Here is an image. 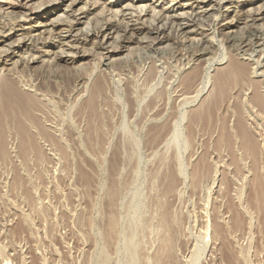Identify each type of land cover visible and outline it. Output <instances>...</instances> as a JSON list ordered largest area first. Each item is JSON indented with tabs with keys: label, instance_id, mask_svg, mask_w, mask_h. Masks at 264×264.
Segmentation results:
<instances>
[{
	"label": "rangeland",
	"instance_id": "rangeland-1",
	"mask_svg": "<svg viewBox=\"0 0 264 264\" xmlns=\"http://www.w3.org/2000/svg\"><path fill=\"white\" fill-rule=\"evenodd\" d=\"M231 58L263 101L264 0H0V83L12 71L55 141L4 133L0 264H264V109L231 82L188 128Z\"/></svg>",
	"mask_w": 264,
	"mask_h": 264
},
{
	"label": "bare ground",
	"instance_id": "bare-ground-1",
	"mask_svg": "<svg viewBox=\"0 0 264 264\" xmlns=\"http://www.w3.org/2000/svg\"><path fill=\"white\" fill-rule=\"evenodd\" d=\"M141 9L142 8H140V10ZM251 17H252V21H254L256 19V17H254V16H251ZM138 19L141 20V17L140 18L138 17ZM172 21H174V23L177 26H179V29L182 32H185L186 30L188 31L190 29L191 23L194 21V19L188 21V19H184V18H182V19H175L174 18ZM115 24L116 23H112L109 20L104 22V24L101 25L98 28V30H96V33H94L93 36L97 37L99 33L106 34L105 32L107 30L114 28ZM64 25L71 27V24H69V25L64 24ZM125 27H126V25H125ZM124 31H125V29H124ZM128 32H131V33L132 32H146L149 34H155L156 35V34H158L157 33L158 28H156V27L150 28V27L145 26L144 24L140 25V24L133 23L132 25H130L128 27ZM128 32H126V33H128ZM161 32L163 33V31H159V33H161ZM70 59L73 61L75 58L71 57ZM100 60L101 59L99 58V61ZM54 63H55V65H58L57 60ZM116 63H119V61ZM114 64H113V66H115ZM52 65H54V64H52ZM120 65H122V64H120ZM247 70H248L247 65L242 63L241 61H239L235 58L228 59V63L226 65V68H224L223 70L220 69L216 73L215 90L218 91V92H216V97H212L210 102H208L204 106H201V108L199 109V111H200L199 113L193 114V118L191 119V122L189 123L188 128L194 129V128H197L198 125H200L201 119L203 117V115L201 113L202 110H204L205 116L206 115L210 116L212 113L215 112V109L217 108V106L222 102L221 98H223V96H225V97L228 96L227 95L228 90L226 89V87H227L226 85H229V83H231V82H232V84L235 83L233 88H232L233 91H241L240 93L244 94L246 90L251 89V93H253L251 98H250V102L253 105L251 107L255 108L258 111H261L262 109H264L263 108L264 100L262 101V97L260 96V90H259V88H257L255 86V84H253L252 81L247 79V77L249 75ZM79 73H81V72H79ZM230 73L233 75V77H232V75H230ZM3 75L4 76H1V77H2V80L4 81V83H2V82L0 83V149H2V150L5 149L6 141L4 139V133L9 132V131H11V133H13V135L17 137L18 147H20L22 151L26 150L28 147L32 148V147L37 146V139L33 134L34 130L32 131V127H34L36 129V131L38 132V133L37 132L36 133L42 139L48 141L50 144L55 145V141L53 140L54 138L53 137L51 138V135H49V133L46 132L45 128L43 127L42 122L38 119V114L36 111L39 110V108H37V105H39L40 102L34 96H30L29 92L28 93L24 92L23 90H21L19 88V86L17 85V83L15 82V80L13 78L12 71L6 72ZM99 75L100 76L96 77V79L94 80L92 87H90L91 90H90V92H88L89 93L88 98L86 99V102H88L86 105V108L89 109L90 117L93 120V125L91 126L93 129H97V123L95 120L96 116H97V112H94L97 99L99 97L105 96L104 77L102 76V74H99ZM195 77H196V71L192 72L191 74L189 73V75L187 76V79H186L187 84L186 83L185 84L186 85L189 84L188 86H191L193 83L192 81ZM68 78L73 79V81L75 82V84H74L75 87L77 85L76 82L79 83L83 79L86 80V78H83V76L81 74L69 76ZM38 82H40V80ZM183 85H184V83H183ZM102 86H103V88H102ZM35 89L38 91H41V93L42 92L44 93L45 91H47V87L43 86L41 84V82L36 84ZM43 89H45V90H43ZM188 90H190V89L187 88V91ZM231 98H232V92H230V95L227 97L226 102L228 104H230ZM237 109H238V111L236 113L239 112V114H240V111H241L240 108H237ZM196 118H198L199 120ZM24 119L29 121L30 126H27L24 124V121H23ZM31 123H33L34 126ZM7 124L9 126L8 128L6 127ZM222 128H225V127H222ZM163 129H164V127H163ZM237 129H238V127H237ZM238 132L241 134L242 128H239ZM93 140L95 141L96 139H93ZM173 183H174V180H173V178H171L170 186Z\"/></svg>",
	"mask_w": 264,
	"mask_h": 264
}]
</instances>
